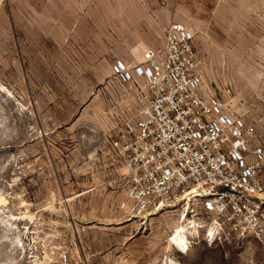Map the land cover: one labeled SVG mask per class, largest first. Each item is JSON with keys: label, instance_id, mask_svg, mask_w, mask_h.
Listing matches in <instances>:
<instances>
[{"label": "rangeland", "instance_id": "1", "mask_svg": "<svg viewBox=\"0 0 264 264\" xmlns=\"http://www.w3.org/2000/svg\"><path fill=\"white\" fill-rule=\"evenodd\" d=\"M170 24L194 29L206 91L264 144V0H0V264H264L184 203L119 209L129 178L108 139L136 92L113 64L162 49Z\"/></svg>", "mask_w": 264, "mask_h": 264}, {"label": "built area", "instance_id": "2", "mask_svg": "<svg viewBox=\"0 0 264 264\" xmlns=\"http://www.w3.org/2000/svg\"><path fill=\"white\" fill-rule=\"evenodd\" d=\"M195 36L170 24L162 49L113 64L136 92L108 139L129 178L119 209L145 217L184 203L213 242L254 240L264 251V145L255 124L206 91Z\"/></svg>", "mask_w": 264, "mask_h": 264}, {"label": "bare ground", "instance_id": "3", "mask_svg": "<svg viewBox=\"0 0 264 264\" xmlns=\"http://www.w3.org/2000/svg\"><path fill=\"white\" fill-rule=\"evenodd\" d=\"M173 241L181 247L184 243H186L185 236L180 234H176L173 238Z\"/></svg>", "mask_w": 264, "mask_h": 264}, {"label": "crops", "instance_id": "4", "mask_svg": "<svg viewBox=\"0 0 264 264\" xmlns=\"http://www.w3.org/2000/svg\"><path fill=\"white\" fill-rule=\"evenodd\" d=\"M259 143L260 144H263L261 141H260V139H259ZM264 145V144H263ZM262 178L264 179V173H263V175H262Z\"/></svg>", "mask_w": 264, "mask_h": 264}, {"label": "clouds", "instance_id": "5", "mask_svg": "<svg viewBox=\"0 0 264 264\" xmlns=\"http://www.w3.org/2000/svg\"><path fill=\"white\" fill-rule=\"evenodd\" d=\"M178 250H180V251H185L184 249H178Z\"/></svg>", "mask_w": 264, "mask_h": 264}]
</instances>
